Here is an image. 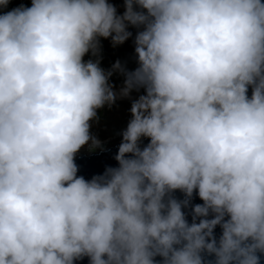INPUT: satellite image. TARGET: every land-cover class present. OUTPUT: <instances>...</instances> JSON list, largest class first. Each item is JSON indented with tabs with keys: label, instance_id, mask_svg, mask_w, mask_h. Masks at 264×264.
<instances>
[{
	"label": "clouds",
	"instance_id": "1",
	"mask_svg": "<svg viewBox=\"0 0 264 264\" xmlns=\"http://www.w3.org/2000/svg\"><path fill=\"white\" fill-rule=\"evenodd\" d=\"M124 5L117 16L106 0H31L0 14V264H260L264 0ZM126 22L143 30L138 67L113 66L120 96L145 94L131 104L119 166L85 180L75 154L99 146L89 122L117 94L112 71L83 57L97 55L98 37L127 40ZM194 190L203 203L189 224Z\"/></svg>",
	"mask_w": 264,
	"mask_h": 264
},
{
	"label": "water",
	"instance_id": "2",
	"mask_svg": "<svg viewBox=\"0 0 264 264\" xmlns=\"http://www.w3.org/2000/svg\"><path fill=\"white\" fill-rule=\"evenodd\" d=\"M252 92V87H248L247 95L250 97ZM122 140L115 142L107 147H104L98 151H92L90 153L80 152L75 154V163L78 167L77 176L83 177L85 180H91L93 176L102 175L105 172L106 168L118 167V162L115 160V156L118 152L119 145ZM149 143V138L141 137L138 141V146L143 149ZM127 158L131 157V154H126ZM171 195L177 200L185 199L184 193L180 190H174ZM203 201L199 199L196 190H194L193 195L190 199L189 206L182 208V211L185 213V219L189 224L192 223V207L196 204H202ZM208 219L213 218V215L210 213L207 217ZM201 217H197L196 222L199 223ZM228 217H225V220ZM222 234V229L217 225L213 230V235L216 238L217 242L219 237ZM206 261H214V256L202 253ZM257 255L260 256V264H264V254L257 252ZM106 258V257H105ZM162 257L156 256L154 258L156 264H162ZM73 264H90L89 258L87 256L82 257L81 259L74 260Z\"/></svg>",
	"mask_w": 264,
	"mask_h": 264
},
{
	"label": "rangeland",
	"instance_id": "3",
	"mask_svg": "<svg viewBox=\"0 0 264 264\" xmlns=\"http://www.w3.org/2000/svg\"><path fill=\"white\" fill-rule=\"evenodd\" d=\"M107 3L112 4L116 9V15L122 16L125 11L124 0H106ZM134 10L142 11L134 4ZM127 25V22H126ZM99 41L106 44L108 38L98 37ZM135 36H130L126 41L134 43ZM113 86V91L117 94L115 102L111 106H107L102 117L94 118L90 123V134L99 141V146H94L90 140L87 144L82 146L77 153L98 151L108 145L122 140V132L126 129L131 117V104L138 99L140 95L145 93H132L128 97H121L120 90L123 87Z\"/></svg>",
	"mask_w": 264,
	"mask_h": 264
},
{
	"label": "trees",
	"instance_id": "4",
	"mask_svg": "<svg viewBox=\"0 0 264 264\" xmlns=\"http://www.w3.org/2000/svg\"><path fill=\"white\" fill-rule=\"evenodd\" d=\"M21 5H23L24 7H30L31 0H9V3L6 7L0 8V14L11 11L12 9L17 8ZM126 30L132 34L131 36H136L138 31L143 30V26L136 27L131 24H127ZM98 40H100V38ZM99 45L100 47L97 55H92L91 52L86 53L83 57V60H98L99 67L102 68L106 73L112 71V75L109 77L108 83L114 86H123L125 77L119 70L113 69V66L117 61H119L120 65L127 71H133L138 67L137 55L134 51V43H130L125 40L123 43L113 44L112 38L111 36H109L108 43L104 44L99 41ZM131 92L145 93L143 88H140L139 90L133 89ZM107 106L108 105L106 104L102 108L97 109V118L102 117Z\"/></svg>",
	"mask_w": 264,
	"mask_h": 264
}]
</instances>
